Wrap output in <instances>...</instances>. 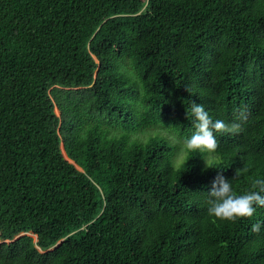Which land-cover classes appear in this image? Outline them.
I'll use <instances>...</instances> for the list:
<instances>
[{
  "label": "trees",
  "instance_id": "1",
  "mask_svg": "<svg viewBox=\"0 0 264 264\" xmlns=\"http://www.w3.org/2000/svg\"><path fill=\"white\" fill-rule=\"evenodd\" d=\"M193 101L240 125L213 168L127 143L191 136ZM218 173L264 179V0H0V264H264V207L209 214Z\"/></svg>",
  "mask_w": 264,
  "mask_h": 264
},
{
  "label": "clouds",
  "instance_id": "2",
  "mask_svg": "<svg viewBox=\"0 0 264 264\" xmlns=\"http://www.w3.org/2000/svg\"><path fill=\"white\" fill-rule=\"evenodd\" d=\"M122 71L129 79L139 83L136 73L130 66H123ZM190 111L195 121L196 130L191 136L183 139V145L189 152L215 153L217 133L235 134L240 130L239 124H228L219 119L214 120L202 104L193 101ZM206 167L213 168L207 162ZM232 180L218 173L212 181L211 189L207 193L210 203L209 214L231 221H235L237 218L252 217L257 208L264 207V179L258 178L253 182L254 189L258 190H248L240 194L234 190ZM262 227H264L262 222L252 226L253 231L256 232H259Z\"/></svg>",
  "mask_w": 264,
  "mask_h": 264
},
{
  "label": "rangeland",
  "instance_id": "3",
  "mask_svg": "<svg viewBox=\"0 0 264 264\" xmlns=\"http://www.w3.org/2000/svg\"><path fill=\"white\" fill-rule=\"evenodd\" d=\"M130 81L133 82V80ZM183 139L184 137L175 132L170 124H155L143 130H132L127 143L140 141L145 144L151 140H155L160 144L167 145L175 169L185 168L187 163L190 162V158L194 160L195 164L194 167L192 165L190 167L199 171L207 169L206 162L212 166L221 161V157L215 153L189 152L183 145ZM184 161H187V163H184Z\"/></svg>",
  "mask_w": 264,
  "mask_h": 264
},
{
  "label": "water",
  "instance_id": "4",
  "mask_svg": "<svg viewBox=\"0 0 264 264\" xmlns=\"http://www.w3.org/2000/svg\"><path fill=\"white\" fill-rule=\"evenodd\" d=\"M62 243V241H60L56 246H59Z\"/></svg>",
  "mask_w": 264,
  "mask_h": 264
}]
</instances>
